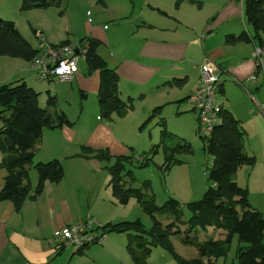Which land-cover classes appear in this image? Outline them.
I'll return each mask as SVG.
<instances>
[{
  "label": "crops",
  "instance_id": "0c3cea01",
  "mask_svg": "<svg viewBox=\"0 0 264 264\" xmlns=\"http://www.w3.org/2000/svg\"><path fill=\"white\" fill-rule=\"evenodd\" d=\"M99 1H94L88 20L82 14L80 19L84 30L80 36L70 28L71 22L64 10L62 13L49 11L51 9L47 8L52 7L49 6L44 8L45 11H37L35 16L43 18L44 22L55 24L54 21L59 20L56 26L59 32L41 26L45 41L62 44L86 36L98 39V53L109 66L116 68L119 75L120 96L134 99L135 108L130 111L134 117L129 123L136 131L142 126L140 121L145 116L148 118L155 107L162 105V111L164 106L171 104H177V113L189 112L199 130L198 112L189 96L199 85L201 65L206 59L212 60L219 70V86L224 88V92L219 93V101L245 128L246 151L256 156V163L242 166L234 180L248 188L250 203L264 214V115L258 111L252 98L255 96L264 101V76L256 72L258 65L253 56L256 44L251 39L253 31L244 14L245 0H182L179 6H176V0ZM21 3L22 0H0V9L14 7L20 10ZM243 32L250 37L234 43L226 42L227 35L238 36ZM26 61L11 73L9 67L1 68L0 85L23 79L36 88L38 74L31 68V61ZM253 74L257 75L256 79L251 78ZM174 79H182V82L168 83ZM54 80L66 85V89L61 86L57 90L48 89L56 93L57 99L65 93L73 103V93L80 90L84 101L79 102L81 106L76 110L72 106L71 112L66 107L62 108L74 124L45 130L36 150L35 162L60 159L65 166V175L58 183L48 181L42 194L37 198H27L20 211L10 200H0V264H106L100 259L101 255L115 251L119 253L117 260L121 257L132 264L126 248V233H108L103 244L86 246L83 253L71 252L69 248L60 246L61 242L55 237L58 229L70 223L94 218L104 225L133 220L137 214H133L132 209H122L133 198L125 205L118 203L109 184L108 164L105 168L97 161L76 156L85 143L84 131L90 130L86 118L89 112L97 113L93 132L97 141L94 144L108 147L116 154L127 152L118 138L127 132L122 130L119 134L112 124L117 114L110 120L101 119L100 107L98 109L97 105L95 108L93 102L88 104L90 96L98 100L99 71L88 73L86 64V68H80L72 81ZM142 105H145L144 115H135L136 107ZM160 119L166 121L163 116ZM86 139L88 143L93 142L87 136ZM2 157L0 152V162ZM7 173V169L0 166V190ZM30 181L33 187L37 185V171L32 173L30 170ZM205 185L200 182L182 187L189 198H181L171 189L169 196L187 203L185 199L193 201L202 197ZM138 204L134 210H138ZM207 230L216 232L212 228ZM209 232L206 238L213 237ZM149 263L178 264L162 252L153 260L150 258ZM217 264H227V258L218 259Z\"/></svg>",
  "mask_w": 264,
  "mask_h": 264
},
{
  "label": "trees",
  "instance_id": "16d2710c",
  "mask_svg": "<svg viewBox=\"0 0 264 264\" xmlns=\"http://www.w3.org/2000/svg\"><path fill=\"white\" fill-rule=\"evenodd\" d=\"M181 2L182 0H176V6ZM62 5L63 0H22L20 9L24 11L49 6L60 8ZM244 14L253 31L251 39L264 49V0H245ZM249 37L246 32L238 36L230 34L227 35L226 42L234 43ZM81 40H88L90 45L86 56L88 73L96 70L100 73V118L110 120L114 114L126 115L134 109V99H123L120 96L119 75L116 68L109 66L105 58L98 53L100 41L90 36ZM65 42L68 41L63 43ZM39 51L40 48L32 44L13 20L0 16V56L31 61ZM256 72L260 73L258 68ZM181 82L182 79L168 81L169 84ZM223 92L224 88L220 85L219 93ZM39 95L40 91L23 79L16 83L0 85V152L3 153L0 166L8 171L0 190V200H10L17 211L21 210L27 198L40 196L48 181L58 183L65 175L64 164L60 159L35 162V155L45 130L73 125L74 122L65 111H50L48 106L42 107ZM47 103L55 106L56 95H49ZM161 108L162 105L155 107L141 128L153 116L159 114ZM221 115L222 122L214 128L212 134L206 138L202 136L205 148L213 157L212 165L206 170L209 186L202 198L187 203H181L176 197L169 196L163 205H158L154 197L147 195L142 187L127 185V182L135 180L133 170L125 174L129 175V181L125 179V161L137 162L138 166L146 167L162 150L164 160L161 168L165 172L176 163L182 162L176 158L177 152L192 151L191 144L183 137H180L174 146L169 144V138L174 137L173 133L167 130L164 119L159 121L162 126L160 141L135 158L134 154L113 155L108 147L95 149L81 146V152L78 153L80 156L114 160L107 168L111 174L109 184L117 201L126 204L135 198L154 221L149 228L139 218L110 222L99 227L102 235L111 232L127 234L126 248L135 264H149L150 254L156 246L167 250L178 264H217L218 259L228 257L235 238L238 239L236 264H264V214L250 203L248 188L240 186L234 180V175L242 166L256 163V156L246 151V130L231 110L222 107ZM138 156H141V159ZM31 167L38 173L35 187L30 181ZM144 185L148 188L150 182L146 180ZM184 206L190 210L188 219L182 218ZM160 214H170L173 220L164 224L158 218ZM180 225L185 228L182 230ZM199 228L221 230L224 236H209L200 240ZM181 232H184L182 241L185 244L197 247V257L188 258L177 252L171 237ZM60 246L58 247L63 249ZM77 252L83 253L84 249Z\"/></svg>",
  "mask_w": 264,
  "mask_h": 264
},
{
  "label": "rangeland",
  "instance_id": "374dc122",
  "mask_svg": "<svg viewBox=\"0 0 264 264\" xmlns=\"http://www.w3.org/2000/svg\"><path fill=\"white\" fill-rule=\"evenodd\" d=\"M95 0H63V5L58 8L55 6H52L49 11H55V12H61L60 10H64V14L71 22V29L73 28V32L76 34V36H80V32H83V23L81 21L82 14H85V19L88 20L89 15L88 12L93 11V5ZM99 1V0H98ZM106 1H121V0H106ZM126 1V0H125ZM99 5H101V1H99ZM37 11H45L44 8H32L29 10L22 11L19 8L12 7L8 10L7 7L4 9H0V16L13 20L17 27L20 29V31L32 42L34 46L40 47V38L39 35L41 33L40 30H42L41 26H45L48 30H56L59 32L58 28L56 26L59 25V20L54 21L55 24H52L51 22H44L43 18L35 16V13ZM64 32L66 31L65 26H63ZM76 32H79L77 34ZM44 37V33H41ZM58 35V34H56ZM67 36V35H66ZM83 36V35H82ZM63 37V34L60 38ZM82 38V37H80ZM78 39V41L80 40ZM67 40V39H66ZM71 42H78L74 39H71ZM27 62L23 58H16L11 56H0V69L5 67H9V73L13 72L14 70L18 69V66L22 63ZM85 69L86 68V62L85 60L81 59L79 63V69ZM36 73V72H35ZM38 83L36 84V90L40 91L39 95V103L42 107L48 106L50 111H54L55 109L58 111H61L62 108L66 107L71 112V108L74 107L76 110L77 106H81L80 101H84L82 91L76 90L75 93L72 95L73 103H71V99L67 98L65 93H62L59 95V99H57V103L55 106L48 105L47 100L50 95H55L54 91L48 90L49 88L57 90L56 88L61 86L63 89H66V85L60 84L61 82H58L57 80H43L40 79L37 75L36 77ZM19 80V79H18ZM18 80L9 81V82H17ZM61 81V80H60ZM30 82V81H28ZM66 82V81H65ZM31 84V82L29 83ZM31 86V85H30ZM39 88V89H38ZM96 108L99 104L98 100L95 98H92L90 96L88 100V104H92ZM135 103V102H134ZM87 104V106H88ZM73 106V107H72ZM2 107L0 106V109ZM135 108V107H134ZM132 111V110H131ZM145 112V105L137 106L134 110L135 115H144ZM99 114V110H98ZM160 116L165 117L167 122V128L168 130L173 133L174 139L171 137L169 138V144L174 146L178 141L180 137L185 138L190 144L192 151L188 152H177L175 154L176 158H179L182 160V162L176 163L169 171L163 170L161 168V165L164 160V153L162 150H160L154 157L152 163L149 166L146 167H140L138 166L137 162L131 163L125 161L126 170L124 171V175L129 171L133 170L135 175V180L133 182H127V185L131 184L134 187H142L143 191L147 195H151L154 197L156 203L158 205H163L165 201L169 197V193L171 189L172 191L178 192L177 194L179 196H182L181 198H185V193L182 191V187L189 186L190 184H199L201 182L202 186L206 184V190L209 186V181L206 175V170L208 167L212 165L213 157L208 152V150L205 148L204 141L202 138V135L199 133L198 125H194V121L192 118V115L188 113H177V104H171L164 106L162 111L160 112V115L153 116L146 125L142 128L140 131V124H143L145 122V119L147 116H145L139 123L140 127L138 131L134 127H132L129 123L130 119L134 117L133 112H128L126 115L120 116L117 115L115 118V122H112L114 125L116 132L121 134V131L124 130L127 133L125 136H118V138L121 140L123 145L126 148V153H113L110 149L111 154L113 155H133L134 158L137 157V155H140V153L144 151H148L152 148L154 144H157L160 141L161 138V129L162 126L159 125ZM87 118V125L89 126L90 130H85L84 134L89 138L92 139V143H88L86 136H83L84 144L85 146L92 147V148H104L102 146L95 145L94 142L97 140L93 138V132L95 129V126L97 124V113L95 112H89L86 116ZM107 120V119H104ZM1 121V119H0ZM2 122V121H1ZM107 122V121H105ZM41 143V142H40ZM39 143V144H40ZM82 146V145H81ZM81 152V148H80ZM78 152V153H80ZM76 154V156H80ZM84 157V156H81ZM87 158V157H84ZM88 159L97 161L100 165L103 164V166L106 168V165H111L114 160L108 161V160H101L97 157H90ZM65 169V166H64ZM109 170V168L107 169ZM35 168L31 167V172L35 173ZM110 172V171H109ZM125 179L129 181V175H125ZM148 180L150 182V186L148 188L144 187L145 181ZM185 182L186 184H182ZM125 183V181H123ZM205 193V192H204ZM204 193L202 197L204 196ZM200 197V198H202ZM198 198V197H197ZM199 198V199H200ZM184 200V199H183ZM187 202H190V199H185ZM193 200V199H191ZM198 200V199H196ZM120 203V202H118ZM137 202L136 199H132L130 203H126L127 205L122 206V209L129 210L132 209L133 214H137L136 219H141L144 225L149 228L153 224L152 217L144 211L140 203L138 204V210H134L133 207H135ZM182 218L188 219L190 216V210L184 206L182 207ZM158 218L164 223H168L173 220V216L170 214H160L158 215ZM135 220V219H133ZM181 229L183 230L185 228L184 225H180ZM209 231L205 229H198V235L200 240H204L207 236V233ZM210 233V232H209ZM214 238H220L223 237L224 234H221V230H216L214 233H210ZM184 236V232H181L179 234H175L171 237L174 246L178 253L181 255L187 257V256H195L198 255V249L195 245L185 244L182 241V237ZM127 237V236H126ZM128 242V238L126 240ZM96 246L97 244H91V246ZM127 245V243H126ZM92 246V247H93ZM238 246V239L235 238L231 250L229 252V255L227 257V264H232V262L237 263L236 259V248ZM69 248V247H67ZM72 251H74L72 248H69ZM160 252L164 253L173 263H177L172 255L162 248L161 246H156L153 248L152 253L150 254L151 260L156 258V256H160ZM99 256V255H98ZM119 256L118 251L114 252L113 254H102L100 259L106 262V264H129L127 261H125L123 258L120 257L119 260H117V257ZM130 256V255H129ZM152 256V257H151ZM129 259V258H128ZM132 264H135L134 261L129 259ZM223 261V260H222ZM150 264V263H149Z\"/></svg>",
  "mask_w": 264,
  "mask_h": 264
},
{
  "label": "built area",
  "instance_id": "2783aa9c",
  "mask_svg": "<svg viewBox=\"0 0 264 264\" xmlns=\"http://www.w3.org/2000/svg\"><path fill=\"white\" fill-rule=\"evenodd\" d=\"M40 51L31 60V68L35 70L40 79L72 81L79 71L81 59L86 60L89 51V41L68 42L62 44L47 43L40 33ZM253 56L259 72L264 76V49L255 45ZM219 70L210 59H206L201 65L199 85L190 94L189 101L198 112L199 133L203 137H209L214 128L222 122V105L219 101ZM252 79L257 75L253 74ZM258 111L264 115V101H259L252 96ZM141 159V156H138ZM101 224L97 219L88 218L78 223L67 224L55 233L65 247L72 248L74 252L84 249L91 244H103L106 235L99 230Z\"/></svg>",
  "mask_w": 264,
  "mask_h": 264
}]
</instances>
